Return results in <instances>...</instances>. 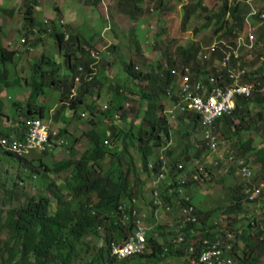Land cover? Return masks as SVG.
<instances>
[{
	"label": "clouds",
	"instance_id": "1",
	"mask_svg": "<svg viewBox=\"0 0 264 264\" xmlns=\"http://www.w3.org/2000/svg\"><path fill=\"white\" fill-rule=\"evenodd\" d=\"M71 1L78 3L79 7L70 9L67 7L70 3L67 2L55 5V13L62 18L43 11V0L0 1L2 47L16 50L17 55L20 54L17 48L7 46V43L12 45V40L6 37L7 34L13 35L20 25L14 36L18 45H25L26 50H32L35 46L47 43L46 51L30 60L29 74L24 78L15 73L16 65L9 66L10 72L0 68V74H9L6 81L8 85H0V165L9 166L5 172L0 168V172L9 175L12 167L22 164L24 170L15 175V179L19 180L18 186L22 188L24 171L39 175L27 176L32 179L31 193L30 196L26 192L22 195L21 204L5 209L0 202V216L3 217L0 235L3 231L7 239L15 235L16 229L7 224L8 215L12 213L19 218L18 211L26 210L33 201L51 199L53 195L50 188L53 185L60 188L63 197L77 200L70 188L71 184L79 176L100 170L101 165L107 169L106 172L116 170L127 174L130 192L125 193L124 188L113 190L112 186L108 187L119 197L118 204L114 201L119 213L109 224H100L96 220L98 224L93 228L80 217L86 226V229L80 231L91 246L88 251L83 252L89 253L87 258L82 256L83 261L100 257L93 264H244V251L237 257L238 245L231 230L237 229V219L246 211V224L237 237L244 241L243 235L248 232L252 239L263 242L264 246V238L260 236L264 226V209L259 210L264 205V182H258L250 164L249 158L255 154L246 153L243 156V149L239 145L243 141H251L254 145V140L246 139L244 134L256 130V124L264 123V119L240 133L236 136L238 138L229 137L233 136L235 126L240 124L243 110L248 112L245 121H256L257 114L261 111L251 116L249 105L264 103V42L258 39L262 26L264 31V6L257 8L254 0H223L213 11L208 9L204 0L200 5H195L196 0L180 5L177 8H181L182 12L181 30L186 32L190 20L202 12L206 13V22L198 30H194L189 44L178 47L175 54H168L169 51H166L163 60L153 58L154 61H151L152 58L148 57L157 54L152 51L157 49L156 42L164 37L166 27L171 28L168 12H162L167 9L166 0H137L134 2L135 8L138 6L135 15L141 13L137 19H133L128 12L130 5L125 0ZM81 1L86 4L85 9ZM238 4L245 5L242 16L233 11V7ZM82 10L88 11V14L84 15ZM29 14L35 19L33 23L28 21ZM187 14L189 20L183 28ZM81 17L85 22L79 21ZM102 24L105 31L119 29L124 32L128 45L125 56L120 55V59L116 58L109 64H116L109 66L112 73L117 69V74H113L115 81L111 82L104 73V65L109 62L104 60L102 51L94 48V41L102 30ZM55 29L62 31V41L58 40ZM203 29L205 33L210 30L209 39L205 42L197 38ZM81 31L88 32L83 36L85 38L80 37ZM138 31L146 34L141 37ZM149 36L152 40L148 39ZM138 37L144 41L140 42ZM78 40L81 47L73 48L76 52L68 59L67 48ZM111 40L112 50L121 48L116 37ZM151 43L153 48L141 51L142 46L144 48ZM82 49L84 53L81 52ZM183 49H188L189 60ZM133 51H137V56H144V61L140 62L137 56L132 59ZM126 57L130 60L124 63ZM37 59L42 61V74H46L48 80L68 79L69 85H73L69 100H59L49 108L45 117L36 113H39L40 106L47 107V104L30 91L26 90L29 96L26 103L25 98L13 100L17 91L15 78L20 77L23 82L24 79L31 78L33 72L36 76L38 73L34 70L33 63ZM95 77L104 83L94 87L95 91L88 94L84 104L73 105L80 87L92 82ZM67 86L64 84L61 89H52H58L61 97ZM120 86L124 89L117 91L118 95H113L111 87L119 89ZM98 92L106 95L109 93V100L112 102L117 101L114 100L116 96L119 99L126 97L124 107L114 108L113 114L109 116L104 112L109 111L112 104L95 105L91 107L92 114L88 113L87 108L97 99ZM133 94L136 98H131ZM131 99L135 102L134 108L129 106L128 101ZM9 104L12 105L7 108ZM66 113L70 117H76L68 121ZM131 114L137 117L135 122L130 119ZM93 119L98 121L101 129L111 126V122L116 120V125L125 130H147L153 142L160 144L151 143L154 157L149 160L147 167H142L139 162L135 163L136 173H132L127 161L120 159L117 168L108 169L111 168L113 159L109 154L113 142L109 138V131L103 135L101 150H97L101 158H91V151L88 150L93 142L88 134L95 127L91 123ZM262 132L261 148L264 147V128ZM138 147L139 142L135 138L130 150L139 155ZM177 150L179 153L174 156ZM257 162L261 165L260 172L264 176L263 164L258 160ZM217 170H222V174L219 175ZM100 173L102 172L97 171L93 179H97ZM239 173L243 176L244 185L239 183L233 186L230 190V203L219 204L213 209L204 208L200 200L207 192L203 190L206 183L216 177L214 182L222 184L221 191H224L226 183L235 181L234 175ZM74 175L76 178L73 179ZM44 182H47V194L34 196L33 191L43 187ZM122 182L123 178L115 179V183ZM0 184L3 187L6 185L4 182ZM5 190L9 195L14 192L13 189ZM91 203L98 204L96 195L92 196ZM244 204L258 206L244 210ZM58 207L59 204L55 206ZM73 211L71 207V212ZM220 211L227 219L229 227L226 229L217 221ZM128 212L133 219H130ZM25 240L23 238L24 244ZM257 262L259 263V254ZM29 264L39 263L30 255ZM44 264L51 263L46 260Z\"/></svg>",
	"mask_w": 264,
	"mask_h": 264
},
{
	"label": "trees",
	"instance_id": "2",
	"mask_svg": "<svg viewBox=\"0 0 264 264\" xmlns=\"http://www.w3.org/2000/svg\"><path fill=\"white\" fill-rule=\"evenodd\" d=\"M136 1L137 0H125V3L128 2L130 5V10L128 9V12L133 19H137L138 16L141 15V13H139L138 16L135 15V10L138 7L136 6L135 8L134 2ZM196 1L197 2L195 5H200L202 0ZM243 7H245L244 4H238L233 7V11L242 16L244 13V11H242ZM221 10L224 11L223 8H221ZM34 20V17L29 14L28 21L33 23ZM188 20L189 15L187 14L182 25L183 28H185ZM55 31L57 33L58 40L62 41L64 37L62 31L57 29H55ZM258 39L264 42L263 26L261 27V32L259 33ZM74 43H76L77 47H75ZM74 43L66 50V56L68 59H71V57L74 56L76 52V50L73 48L79 49L81 47V42L79 40ZM182 51H184V55L187 57V60H189L188 49H183ZM69 52L71 53L68 54ZM81 52L84 53L85 51L82 49ZM17 53L18 52L16 50H7L6 48L2 47L0 43V68H4L7 72H10L9 66L16 65V60L19 56ZM41 65L42 61L40 59L34 61L33 68L37 71V75H39V77L37 75H33V72V74L30 76L31 78L24 79L23 83L25 85V89L33 93V96L43 97L45 96L47 89L52 87L61 89V87L66 84V86H68L61 93L60 101H68L73 85H69L68 79L59 80L58 78H54L48 80L46 74H42L43 69ZM70 67L72 70H75L74 66L70 65ZM7 75L9 74H0V85H8L6 82L8 81ZM15 81L17 82V85L22 82L20 77H16ZM102 83H104V81L98 79V77H95V79L90 83H84L80 87L77 100L73 102V105L84 104L88 94H92L95 91L94 87L96 88ZM123 89V86H120L119 89L111 87V91L113 93L111 91L109 93L118 95L117 91L119 92V90L122 91ZM109 93L106 95L105 93L102 94L101 92H98L97 99L90 107L88 106L87 112L91 113L93 110V108H91L92 106H102L104 104H112V108L109 111L104 112L105 114L108 113L109 116L113 114L112 112L114 111V108L120 107L122 109L127 98L121 97L119 99V97L116 96L114 100L117 101L112 102L109 100ZM247 103H249V101L245 104ZM39 109V113L37 112L36 114L45 117L46 113L48 112L47 107L40 106ZM71 111L74 115V111ZM30 115H32L31 111ZM247 115L248 112L243 110L242 116H240V118L242 117L240 124L235 126L236 130L234 131L233 136H230L229 138H238L236 136L244 131L249 130L253 124L263 121L261 113L257 114L258 118L256 121H245L244 118ZM75 117L76 116L69 117L67 120L71 121ZM115 121L116 120H113L111 122V126H106L105 129H101L100 126H98V121H96V119L91 121L95 127L88 134L91 141L93 142L90 149L88 150L91 151L89 155L91 158H101L97 150H101L103 135L109 131V138H112L113 141L111 142V150H109V154L113 159L111 160V168L108 169L117 168V163L120 161V159H125L127 161L129 164V170H131L132 173H136L135 163L139 162L142 167L146 168L149 164V160L154 157V147L151 143L157 145L160 144L158 142H153L152 138L149 137L147 130L144 128L139 130H134L135 128L125 130L117 126ZM135 138L139 142V155H136L135 152L130 150L131 143ZM239 146L243 149V156L246 153H254L257 157V160L263 164L264 170V147L260 150H256L251 141L240 142ZM104 155L105 152H103L102 156ZM102 159H104V157H102ZM99 167L101 169L97 171L102 173H100L99 177L96 176L97 179H93L97 173L95 170L85 176H79L77 181L71 184V181L76 178L75 175L73 176V179L69 182L68 186L71 184L70 188L76 194L77 200H71L67 198V196L63 197L60 188H57L55 185H53L50 188L53 195L51 199L43 198L39 201H33L32 204L27 206L26 210L18 211L19 218L10 213L7 218V224L16 230H14L15 235H12L10 238L0 239V264H29L30 255L34 256L39 264H44L46 260H48V262L51 264H53V262L55 264H93V262L99 259L100 257H95V259L91 261L82 260V255L80 254L84 251H88L91 246L89 244L90 242L85 240L84 233L80 231L82 229H86V226L81 220H84L86 224H90L93 228L98 224L96 220H98L100 224H109L113 217L119 213L118 206H115V203H119V197L109 189L110 186H112L111 188L113 190L116 188H124L125 193L130 192L126 180L127 174L117 172L116 170H108L106 172L107 169H104V167H101V165H99ZM122 178V183H115V179ZM65 188L67 189V187ZM4 192L8 194L6 190ZM94 195L97 196L98 204L91 203V198ZM58 204L60 207L55 208V206ZM71 207H73V213L71 212ZM127 214L129 215L130 219H133L130 212ZM61 216L63 217V222H61ZM80 217L82 218L81 220ZM79 226H81V228ZM261 234L262 232H260V236ZM23 238L26 239L25 244ZM243 239L244 242H247V247L243 252L244 264H258L257 254H252L251 252L254 250L253 248L256 247L254 244V239H252L250 233L248 232L243 235ZM262 243L263 242H259L255 249L262 251L264 249ZM78 245L79 248H77Z\"/></svg>",
	"mask_w": 264,
	"mask_h": 264
},
{
	"label": "rangeland",
	"instance_id": "3",
	"mask_svg": "<svg viewBox=\"0 0 264 264\" xmlns=\"http://www.w3.org/2000/svg\"><path fill=\"white\" fill-rule=\"evenodd\" d=\"M1 1V0H0ZM166 5L165 8L167 9H163L162 12L164 11L165 13L168 12L167 16H168V20L169 23H171L170 27L168 28L166 27V33L164 35V37L161 39H159V41L156 42V46L157 49H153L152 51H156L157 54L154 55H150V57L148 58H152L151 61H154L153 58L157 59V60H163L164 57L166 56V51H169L168 54H175L178 50V47L184 46L189 44L191 38H192V33L194 32L195 29L198 30V27L201 26L202 24H204L206 22V18H205V12L200 13V15H195L189 22L188 26H187V31L185 32L184 29H180V24H181V17H182V12L180 11L179 6L180 5H185L191 2V0H166ZM223 0H204V3L207 5L208 9H212L216 10L222 3ZM70 3V5H67L68 8L70 9H75L76 7H79L78 3H74L71 0H43L42 3V9L43 11H49L50 13L55 14L54 17L57 18H62V16L56 14L55 12V5L59 3ZM253 2V1H252ZM256 7L257 8H262L264 6V0H254ZM19 3H21V1H19ZM81 4L84 6V9L86 8V4L83 3V1H81ZM178 7V8H177ZM264 9V8H263ZM170 11V12H169ZM264 11V10H262ZM82 13L84 15L88 14V11H83ZM149 16V15H147ZM47 17H51V16H47ZM95 18V15L92 16V19ZM23 19V17H22ZM14 20H16L14 18ZM79 21L81 22H85V19L83 17H81L79 19ZM21 26V25H20ZM19 26V27H20ZM102 26V30L100 32V34L98 35V37L95 39L94 43V48H98V50L102 51L101 55L103 56L104 60H107L109 63H105L104 65V73L107 74V77L111 80L115 81L114 75L113 74H117V69H114V73H112L111 71V67L109 66H113V65H109L113 62V60H115L116 58L120 59V55L125 56L124 52L127 50L128 45H127V40L124 37V32H120L119 29H114L111 31H105L104 30V26L103 24ZM18 27V28H19ZM18 28L13 32V35L11 34H7L6 37L8 40H12V45H9L7 43V46L12 48H17L19 51V56L18 59L16 60V67H15V73L18 75H22V77L24 78L25 76H27L29 74V69L31 67V62L30 60L34 57H37L38 55H40L41 53H43L47 46V43H43V45L41 46H35L34 49H30V50H26V46L25 45H18V42L15 41L14 36L17 33ZM141 35V37H144V35L146 34V32H142V31H138ZM153 32H156V30H154ZM72 33H76V31H72ZM88 32L86 31H81L79 33L81 38H85L83 36H86ZM91 33V32H89ZM209 34H210V30H207L205 33V29L201 30V32L197 35V38L199 40H202L203 42H205V40L207 41L209 39ZM12 36V38L10 37ZM49 37V34L48 36ZM96 37V36H94ZM112 37H116V42L120 44L121 48L120 49H111V43ZM138 37V40L144 41L143 38ZM148 39H151V36L148 37ZM152 40V39H151ZM148 40L146 39V42ZM136 45V42H135ZM148 48H153V43L151 44H147L146 46H142L141 51H147ZM107 54V57H106ZM137 56V51H133L132 52V59H136ZM138 60H140V62L143 60L144 56H137ZM147 58V59H148ZM145 59V60H147ZM130 59H128L127 57L125 58L124 63H126L127 61H129ZM144 61V60H143ZM142 65V64H141ZM15 89H17L16 91V96L13 97V100H19L22 98L24 99V103L27 102V99L29 98V96H27L26 93V89H25V85L23 82H20L19 85L15 86ZM13 89V91L15 90ZM137 91V90H136ZM4 93H6L4 91ZM45 96L40 97V100H43L44 103L47 104V111L49 108L55 106L59 100H60V91H58V89H52L49 88L46 90L45 92ZM134 96H132L131 98H136V95L133 94ZM27 96V97H26ZM91 100V99H90ZM15 102V101H14ZM128 103L130 104V108H134L135 107V102L133 101V99L129 100ZM12 104L7 105V108H10ZM14 107V105H13ZM249 112H251V116H254V114L258 113L259 111H261L262 113V117L264 119V103H258L257 106L254 105H249ZM15 109V108H14ZM13 109V110H14ZM65 114H63L64 117ZM66 117L69 118L70 114L66 113ZM130 119H132V122H135L137 120V117H135L134 115H130ZM103 122V121H101ZM10 123V122H9ZM1 125H2V121H1ZM0 125V126H1ZM109 125V124H108ZM257 129L253 130V131H249L246 134H244V137L246 139H252L254 140V145L256 148H261L263 146V128H264V123H258L256 124ZM79 134V133H78ZM232 142H235V140H231ZM230 142V141H229ZM36 154H38V152H35ZM179 153V150L175 151L174 156H176ZM250 164L252 166V168L255 170V176L256 178L259 180L258 182H264V176L263 174L260 172V167L261 165L257 162V158L255 155H251L250 158ZM11 163V162H10ZM17 165V164H15ZM3 165H0V168L3 169L2 171L5 172L8 168V166L2 167ZM24 170V166L21 164H18L16 167H12L9 170V175L6 174H2V172H0V183L4 182L6 183L5 187H3L0 184V202L4 205V208H10L13 205H18L22 203V195L26 192L29 193L28 196H30V189H31V181L32 179L29 177L27 178V176H32L35 175L36 177H38L39 175H37L36 173H30L29 171H24L23 175H24V187H19L18 186V182L19 180L15 179V175L18 174L19 172H22ZM16 172V173H15ZM15 173V174H14ZM217 173L220 175L222 174V170H217ZM2 174V175H1ZM22 174V173H21ZM235 181L231 180L230 182L228 181L224 187V191H221V189H223L222 184H217L214 181L216 180V177H212L207 183L206 186L203 188V190H206L207 192L202 195L201 197V204L204 205V208L210 207V208H216L219 204L222 205H227L228 203H230V190H232L233 186H237L239 183L243 184V176L242 174H235ZM47 180V179H46ZM48 182V181H47ZM47 182H44V186L40 187L37 189V191H33L34 192V196H42L43 194H47V191L45 189ZM14 183H16L14 185ZM5 189H13L14 192L12 194H6L4 191ZM201 195V194H199ZM262 199L264 201V193L262 195ZM244 210H248L251 207H257L258 205H246L244 204ZM261 208H259V210L264 209V205L263 207L260 206ZM224 210V208L222 209ZM221 210V211H222ZM221 211L217 214V221L220 224L221 227H223L224 229H226V227H229V225H227L226 223V217L221 213ZM3 221V217L0 216V222ZM246 224V211L242 212L240 214V216L237 219V223H236V228L234 230H231L233 232V235L235 236L236 239V243L238 245V256L240 257V254H242V252L244 251V249H246L247 245L246 243L240 238L237 237L238 234H240L243 230V225ZM262 235L261 237L264 238V226H262ZM252 236L254 238H257L256 235ZM1 238H6V233L3 231L0 235ZM92 243H94V241H92ZM254 244L257 247V245L259 244V241L257 239H254ZM256 247H254L253 249V253L254 254H259V263L258 264H264V249L262 251L257 252V250L255 249ZM82 256H86L85 258L89 257V253H81ZM174 264H183L180 262H176Z\"/></svg>",
	"mask_w": 264,
	"mask_h": 264
}]
</instances>
